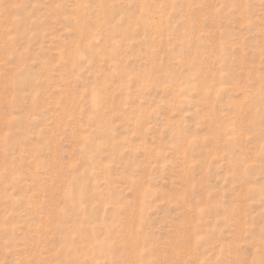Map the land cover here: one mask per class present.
Returning <instances> with one entry per match:
<instances>
[{
  "label": "rangeland",
  "instance_id": "1",
  "mask_svg": "<svg viewBox=\"0 0 264 264\" xmlns=\"http://www.w3.org/2000/svg\"><path fill=\"white\" fill-rule=\"evenodd\" d=\"M0 264H264V0H0Z\"/></svg>",
  "mask_w": 264,
  "mask_h": 264
}]
</instances>
